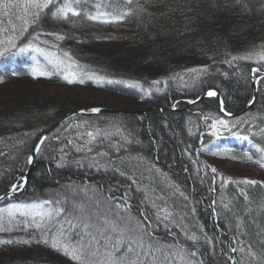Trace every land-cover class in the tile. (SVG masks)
<instances>
[{"label":"trees","instance_id":"1","mask_svg":"<svg viewBox=\"0 0 264 264\" xmlns=\"http://www.w3.org/2000/svg\"><path fill=\"white\" fill-rule=\"evenodd\" d=\"M92 2L100 11H112L109 4L119 5L120 10L143 7L145 11L122 22L103 23L82 17L57 21L46 10L41 22L23 35L0 31V51L9 47L0 56V118L10 119L0 126V195L18 183L36 140L58 119L100 107L136 113L67 119L40 146L24 189L0 203V208L13 212L23 204L62 198L69 188L87 185L112 189L116 196L128 190L136 214L144 207V193L136 191L130 179L112 171L120 167L140 180V188L150 185L156 195L162 194L201 242L213 238V245L202 249L203 264H231L229 256L237 261L245 258L247 264L245 253H231L230 248L243 246L247 250L251 245L257 254L264 253V167L253 162L264 159V153L257 151V146L264 148V75L253 72V78H258L255 102L236 118L223 117L215 97L198 99L213 89L229 114L240 112L251 102V69L264 72V61L232 58L244 57L264 43V0H242L240 5L234 0H136L128 6L124 0ZM244 2L248 8L243 7ZM85 10L94 13L97 8ZM7 26L5 18L0 27ZM38 33L34 45L62 59L63 53L69 52L80 66L73 71L103 77V81L85 76L83 84H68L43 56L32 51L21 54L7 43L13 37L23 46ZM48 33L66 38L57 40ZM33 67L53 74L34 79ZM202 68L207 72L190 71ZM109 79L131 81L141 88L109 84ZM209 115L227 120L231 131L220 128L218 135H212V119H205ZM78 124L83 127H76ZM89 126L113 134L88 145L91 153L86 151L88 138L84 135L92 130ZM234 133L248 136L251 143ZM111 144L122 147L117 151ZM81 147L85 150L77 151ZM97 152L108 155L102 158ZM94 159L101 165L99 170L89 167ZM109 160L113 163L108 164ZM244 179L257 183H236ZM241 190L247 192V201ZM147 210L151 215L153 209ZM0 220L5 226L0 240L13 242L0 245V264H74L52 248L47 233ZM173 234L183 242L179 230L174 228ZM158 235L172 240L163 226Z\"/></svg>","mask_w":264,"mask_h":264},{"label":"snow or ice","instance_id":"2","mask_svg":"<svg viewBox=\"0 0 264 264\" xmlns=\"http://www.w3.org/2000/svg\"><path fill=\"white\" fill-rule=\"evenodd\" d=\"M136 0H124L125 6L132 5ZM236 5H240L242 0H234ZM90 7H96L97 10L93 13L86 11ZM112 11H100L92 0H0V25L4 24L5 18L7 27H0V31L19 33L23 35L27 33L29 28L37 26L42 19V15H51L55 20L68 21L70 17H82L89 21H99L103 23H118L122 22L129 16L139 15L145 11L143 7L136 9L125 7L124 10L119 9V5L113 7L109 4ZM244 8H248V3H243ZM115 13V14H113ZM19 23H16V22ZM38 33L32 36L23 46L17 45L15 39L10 37L8 45L17 49L19 53H27L29 51L36 52L43 56L48 64L52 66L56 74H62L63 80L68 84L79 82L83 84L84 78L87 76L90 80L96 82L103 81V77L94 76L87 72L73 71V69L80 67L77 62L72 58L71 54L67 51L63 53V59L60 58L55 52L46 50L33 44V41L38 38ZM54 35L57 40H64L66 37L59 33H48ZM47 43V42H44ZM55 47V45L53 46ZM260 51H252L244 57H233L236 59L256 60L257 62L264 61V43L260 46ZM9 51V47H5L0 51V56H3ZM33 60H36L33 57ZM228 63H231L229 61ZM39 65V61H36ZM192 72H207L206 68L192 69ZM258 71L253 69V72ZM52 72L39 71L37 67H33L31 71L32 77H46L50 78ZM16 75V73H13ZM109 84H124L127 87L141 88V85L131 81L124 80H107ZM158 84L159 81H154ZM209 97L217 96L215 90H208L206 93ZM93 113H98V108L91 110ZM221 111H224L221 108ZM225 115H228L225 112ZM205 119H212L210 125L212 135H218L220 128L231 131L229 122L223 118L216 119L209 115ZM86 123V122H85ZM76 127H83V125H76ZM84 133L87 136L85 141L86 151L91 153L93 151L91 145L93 142L99 140L103 142L109 139L112 133L99 128H93ZM238 139L249 140L248 136H240ZM126 143H132L131 140L126 139ZM44 140L41 139L42 145ZM73 143V141H69ZM139 143V141H137ZM249 143L251 141L249 140ZM110 147L120 150L122 145L111 144ZM40 150L39 145L35 148L38 153ZM85 148H77V151H84ZM257 151L264 153V148L257 146ZM99 157L108 155L106 152H97ZM249 161H253L251 155L245 154ZM27 162L31 164L33 157L29 156ZM264 167V159L253 161ZM80 163L79 161L77 162ZM112 164V161H108ZM58 164L57 167H61ZM89 167H96L98 170L101 167L99 161L94 159V162ZM107 171V165L103 166ZM112 171L118 173L122 177H127L131 180V185H136V191L144 193L141 204L144 205L143 209L138 210L136 214L133 213V205L128 194V190L116 196L112 194L113 190H104L102 188H93L91 186H83L80 188H69L62 198L45 199L40 203H34L27 206L24 210L19 212L20 217L30 218L25 220L16 221L17 224H22L25 229L34 227L42 233H47L51 237V246L57 251H62L63 254L69 257L74 264H203L201 259L205 255V245H213V238L205 237L204 241H200V237L195 232H191L187 225L183 223V218L178 217L173 210L168 206L167 200L164 196L156 195L155 189L150 185L140 188V180L134 175L129 176L120 167L112 168ZM159 170L157 169V172ZM212 172L215 173L216 169L213 168ZM143 175V173H141ZM24 177H20V182L11 185L8 192L0 199H7L9 193H16L24 188ZM229 183V181H224ZM238 184L243 185H256V181L244 179L237 181ZM130 185V188H131ZM214 190V189H213ZM107 192V194H106ZM152 196H149V193ZM181 195H183L181 193ZM241 195L247 201L249 199L247 192L241 190ZM154 197V198H152ZM185 199H187L185 197ZM160 201V203H157ZM215 204V202H213ZM148 207L153 209L149 215ZM228 208V205H224ZM264 208V205H262ZM9 225L13 224L16 220L15 213L8 212ZM163 226L165 231L172 235L171 241H165L158 235V231ZM240 227V224H237ZM180 232L183 242L173 234V229ZM5 230L3 223H0V232ZM8 230H11L9 228ZM264 232V229H262ZM44 243H48L45 238ZM11 240H0V245L11 244ZM28 243V241H24ZM235 243V241L233 242ZM264 243V241H262ZM245 253L247 264H264V253L257 254L251 245L247 250L243 246L231 247V253ZM231 264H246L245 258L240 261L236 260L235 256L228 257Z\"/></svg>","mask_w":264,"mask_h":264},{"label":"water","instance_id":"3","mask_svg":"<svg viewBox=\"0 0 264 264\" xmlns=\"http://www.w3.org/2000/svg\"><path fill=\"white\" fill-rule=\"evenodd\" d=\"M253 84H254V88H253V98L256 97V81L253 80ZM208 90H213V89H208ZM206 90L203 95H201V97H199L198 100H201L205 97H208L206 95L207 91ZM216 100L218 101V104H219V108H220V111H221V100H220V96L219 94L217 93V96H215ZM253 103H251L250 105H247L245 106L239 113H237L238 115L239 114H243L244 112H246V110L248 108H250V106L252 105ZM158 108H162V107H158ZM99 109V112L98 113H93L92 111H84V110H79V111H74L72 113H69L65 116H63L62 118L58 119L56 122H54L53 124H51L49 127H47L43 132L42 134L38 137V139L36 140L31 152H30V155L29 156H32L33 157V162H34V159H35V156L37 154V152L35 151V148L39 145V147L41 146L40 144V141L41 139L45 140L58 126H60L63 122H65L67 119H69L70 117L72 116H75V115H80V116H91V115H101V114H127V113H136L135 111H129V110H123V109H107V108H98ZM221 113L228 117V118H232L234 116H236L237 114H229L228 115H225V111H221ZM33 162L31 164L28 165V168L25 172V174L22 176L25 178V181H24V187L29 179V176H30V173H31V169H32V165H33ZM18 182H20V178L18 179ZM11 187V186H10ZM10 187L8 188V190L10 189ZM24 189V188H23ZM8 190L6 192H8ZM21 191V190H20ZM5 192V193H6ZM19 191H17L16 193H18ZM4 193V194H5ZM4 194H2L1 196H3ZM15 193H9V196L8 198H10L11 196H13ZM7 198V199H8ZM6 199H0V203L5 201Z\"/></svg>","mask_w":264,"mask_h":264},{"label":"rangeland","instance_id":"4","mask_svg":"<svg viewBox=\"0 0 264 264\" xmlns=\"http://www.w3.org/2000/svg\"><path fill=\"white\" fill-rule=\"evenodd\" d=\"M253 51H260V48L259 47H257V48H255ZM248 54H246L245 56H247ZM203 95V94H202ZM250 108H251V106H250ZM250 108H248L247 110H246V112L250 109ZM107 109H109V108H107ZM246 112H244V113H246ZM39 116V115H38ZM80 116V115H79ZM14 119V118H13ZM16 119H19V118H16ZM8 120H10V119H8V118H0V126H5L6 124H8ZM36 203H40V202H36ZM32 204H34V203H31V204H23V206H18V207H16V209L13 211L14 213H15V216H16V220H14L13 222H16V221H19V220H25V219H30V218H25V217H20V215H19V212L21 211V210H24L27 206H30V205H32ZM6 209L7 208H0V219H2V218H4V220H5V223L6 222H8L9 221V216H8V213L6 212ZM9 211V210H8ZM0 222H1V220H0Z\"/></svg>","mask_w":264,"mask_h":264},{"label":"bare ground","instance_id":"5","mask_svg":"<svg viewBox=\"0 0 264 264\" xmlns=\"http://www.w3.org/2000/svg\"><path fill=\"white\" fill-rule=\"evenodd\" d=\"M257 70H258V71H256L257 73H261V74L264 75V72H263L262 70H260V69H258V68H257ZM250 74L253 75V71H252ZM255 99H256V97L253 98V94H252L251 102H250L248 105H250L251 103H254V102H255ZM220 100H221V98H220ZM221 103H222V101H221ZM217 105H218V109H219V111H220L218 101H217ZM251 106H252V105H251ZM77 111H79V110H77ZM220 112H221V111H220ZM71 113H72V112H71ZM238 113H239V112H238ZM235 114H237V113H235ZM243 114H244V113H243ZM222 115H223V114H222ZM240 115H242V114H239V115L237 114L236 116H234V117H232V118H236V117H238V116H240ZM223 117H226V116L223 115ZM226 118H228V117H226ZM248 149L251 150V151L253 150L252 147H248ZM25 172H26V171H25ZM24 174H25V173H24ZM7 190H8V189H7ZM7 190H6V191H7ZM3 194H4V193H3ZM0 196H1V195H0ZM1 203H2V202H1Z\"/></svg>","mask_w":264,"mask_h":264}]
</instances>
